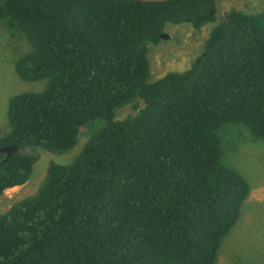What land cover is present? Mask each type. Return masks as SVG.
<instances>
[{
  "label": "trees",
  "instance_id": "16d2710c",
  "mask_svg": "<svg viewBox=\"0 0 264 264\" xmlns=\"http://www.w3.org/2000/svg\"><path fill=\"white\" fill-rule=\"evenodd\" d=\"M218 4L0 0V28L24 45L16 77L45 82L8 100L0 150H19L0 153V197L29 181L35 149L81 144L0 213V264H215L250 194L220 133L264 140V6L230 8L183 72L153 81L148 53L169 25L215 23Z\"/></svg>",
  "mask_w": 264,
  "mask_h": 264
},
{
  "label": "rangeland",
  "instance_id": "374dc122",
  "mask_svg": "<svg viewBox=\"0 0 264 264\" xmlns=\"http://www.w3.org/2000/svg\"><path fill=\"white\" fill-rule=\"evenodd\" d=\"M263 6L264 0H219L215 23L199 31L189 25L167 26L164 31L167 39L149 49L151 79L154 81L169 72L187 70L201 53L211 29L230 8L257 14ZM21 49H24L23 43L7 37L0 28V136L7 132L9 98L24 92H40L45 88V82H24L16 77L12 59ZM131 113L133 108L128 106L120 110L116 118L121 120ZM220 137L224 150L223 163L247 180L250 194L241 207L235 226L221 242L215 264H264V140L257 141L244 127L231 125L220 133ZM80 148L81 144L78 143L63 155L35 149L40 152V159L31 178L25 185L5 191L0 197V213L8 210L12 203L36 193L50 162L68 163Z\"/></svg>",
  "mask_w": 264,
  "mask_h": 264
},
{
  "label": "water",
  "instance_id": "95a60500",
  "mask_svg": "<svg viewBox=\"0 0 264 264\" xmlns=\"http://www.w3.org/2000/svg\"><path fill=\"white\" fill-rule=\"evenodd\" d=\"M162 39H167V35L165 33H163L161 35ZM19 150V148L17 146H9V147H5L2 148L0 150V153H5L6 157H10L12 154L16 153Z\"/></svg>",
  "mask_w": 264,
  "mask_h": 264
}]
</instances>
